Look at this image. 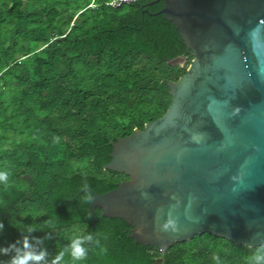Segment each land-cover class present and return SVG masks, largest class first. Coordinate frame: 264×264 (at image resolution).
Listing matches in <instances>:
<instances>
[{"label": "trees", "instance_id": "1", "mask_svg": "<svg viewBox=\"0 0 264 264\" xmlns=\"http://www.w3.org/2000/svg\"><path fill=\"white\" fill-rule=\"evenodd\" d=\"M151 1L0 0V264L24 238L47 252L39 264H53L85 233L107 251L86 241L88 258L76 264H264L258 247L208 232L161 252L81 199L128 178L105 169L111 142L166 112L167 83L187 69L167 59L191 62L175 25L155 14L163 3Z\"/></svg>", "mask_w": 264, "mask_h": 264}, {"label": "water", "instance_id": "2", "mask_svg": "<svg viewBox=\"0 0 264 264\" xmlns=\"http://www.w3.org/2000/svg\"><path fill=\"white\" fill-rule=\"evenodd\" d=\"M158 1L165 5L155 14L175 25L194 58L167 83L166 112L111 142L105 169L128 179L92 191L90 211L125 219L137 243L161 252L205 232L258 247L264 242V0L149 4ZM187 61L167 59L173 67ZM169 219L176 231L163 229Z\"/></svg>", "mask_w": 264, "mask_h": 264}, {"label": "clouds", "instance_id": "3", "mask_svg": "<svg viewBox=\"0 0 264 264\" xmlns=\"http://www.w3.org/2000/svg\"><path fill=\"white\" fill-rule=\"evenodd\" d=\"M0 182H8V172L7 171H0ZM85 189H87V185L84 186ZM84 202L91 204L93 203V196L90 192H87V194L81 198ZM164 230H177V224L174 220H167L162 225ZM3 228V222L0 221V229ZM32 230H35V228H32ZM96 237H99L98 235H95ZM86 241H92L95 245L99 246L101 253H106L107 249L100 245L99 239H95L94 235L92 233H85L83 236H77L73 238L70 242V245L68 248H65L63 251L59 252L57 256L53 260V264H62L64 261V255L66 252L70 253L71 258V264H76L77 261H86L88 258V253L91 249H86L83 247V244ZM251 245H249L250 247ZM31 245L29 244L27 238H24L23 240V249H17L16 245H10L9 248L3 249L2 251L7 254L9 250H14L17 252L16 256H13L9 261L8 264H30V262H33V264H39V261H42L44 257L47 255L46 251L41 252L39 255L34 254L31 250ZM258 251L264 252V242H262L258 246ZM218 259L217 257L213 258Z\"/></svg>", "mask_w": 264, "mask_h": 264}, {"label": "flooded vegetation", "instance_id": "4", "mask_svg": "<svg viewBox=\"0 0 264 264\" xmlns=\"http://www.w3.org/2000/svg\"><path fill=\"white\" fill-rule=\"evenodd\" d=\"M156 3H163V5L160 7V9H162L163 7H164V5H165V2L164 1H158V2H156ZM153 4H155V3H153ZM159 9V10H160ZM182 37V36H181ZM182 41H183V43H184V40H183V38H182ZM184 45H185V43H184ZM186 47V46H185ZM186 51H187V53L188 54H190V55H192V59L194 58V55H193V53H192V51H191V49H188L187 47H186ZM183 56H187V55H183ZM189 58V57H188ZM192 59H191V61H192ZM190 64V63H189ZM188 66V64L186 63V67ZM125 179H128V178H125ZM124 179V180H125ZM131 229V228H130Z\"/></svg>", "mask_w": 264, "mask_h": 264}, {"label": "rangeland", "instance_id": "5", "mask_svg": "<svg viewBox=\"0 0 264 264\" xmlns=\"http://www.w3.org/2000/svg\"><path fill=\"white\" fill-rule=\"evenodd\" d=\"M189 65V64H188ZM157 264H159V263H157Z\"/></svg>", "mask_w": 264, "mask_h": 264}]
</instances>
